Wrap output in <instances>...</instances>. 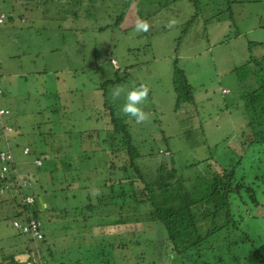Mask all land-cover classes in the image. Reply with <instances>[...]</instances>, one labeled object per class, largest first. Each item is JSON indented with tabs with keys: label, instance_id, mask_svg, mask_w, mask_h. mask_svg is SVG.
<instances>
[{
	"label": "rangeland",
	"instance_id": "obj_1",
	"mask_svg": "<svg viewBox=\"0 0 264 264\" xmlns=\"http://www.w3.org/2000/svg\"><path fill=\"white\" fill-rule=\"evenodd\" d=\"M81 1L83 5L89 3L88 0ZM117 1L96 3L99 10L95 7L92 17L82 14L80 19L72 13L66 18L58 17L56 0H48L46 5L54 8L46 12L44 3L38 4L37 0H0V8L8 10L14 18L9 21L5 12L2 27L8 34L15 33L13 39L10 34L0 40V105L10 107L12 120L17 116L21 118L19 124L23 125L26 120L29 125L32 119L40 121V128L44 129L43 135L28 132L26 139H20L17 146L12 137L9 141L18 169L27 173L18 175L23 177L20 186L29 193L23 201L30 200L31 194L45 192L39 195V201L48 211L42 209L37 213L44 222L47 237L56 245L79 242L80 235H85L86 240L92 236L89 264L103 259L112 262L110 247H99L95 243L111 241L117 247L123 234H128L126 227L129 224L114 221L120 218L117 213L111 217L102 214L105 218L95 217L93 222L90 221L98 226L92 233L89 222L77 211L75 189L82 178H88L90 187L102 182L92 179L94 176L89 169L65 172L60 169V163L55 172L49 173L46 171L48 159L36 166L40 160L34 161L39 153L34 147L35 142L42 140L51 144L56 137L51 139L47 130L52 128L54 133L60 130L83 132L81 142L85 141V144L81 150L89 149V145H95L94 149H108V142L102 143V140H109L113 124L104 107L106 101L112 106L114 115L127 124L140 154L139 165L145 167L147 173L153 169L156 180L164 178L165 183L172 186H168L166 192L172 193L171 202L177 204V198L183 197L177 183L182 182L186 188L194 181V174L207 170L196 161L213 155L220 159L215 160L222 162L221 158L228 161L233 156L234 151L229 147L238 143L240 127L246 121L243 93L256 90L263 81L253 60L261 58L264 65V0H198L197 10L190 0H138L136 8L125 13L119 23L116 19L124 5H115L120 3ZM19 3L23 5L19 6ZM195 12L199 16L190 22ZM17 14L22 17L17 18ZM138 20L147 22L146 32L136 31ZM84 27L86 31L82 30ZM17 29L24 31L20 40ZM175 66L184 72L194 97V103L184 106L182 103L177 109L172 86ZM141 83L149 89L143 104L147 119L137 123L120 109L128 89ZM117 88L121 90L120 94L113 96ZM87 131L96 137L93 141L92 138L87 141ZM250 133L245 130L246 137ZM205 140L214 143L213 147L206 148L208 142ZM25 144L30 149L28 154L22 153ZM0 148H5L2 139ZM47 149L51 150L49 146ZM169 151L173 156L171 160ZM237 154L235 151V159ZM109 156L115 155L110 153ZM172 165L178 170L176 174L169 172ZM106 172L109 176L115 172L112 179L124 178L121 172L110 169ZM77 174L80 177L75 179ZM262 177L255 183V186L258 184L260 206L251 209V205H243L238 198L231 203L236 214L244 207L252 212L245 216L243 226L255 244L264 239ZM19 188L18 185L10 188L8 184V191H0V218L4 209L13 203L12 192ZM174 195L177 198H172ZM44 216L51 219L46 222ZM13 221L0 220V249L3 245L8 250L15 247L17 241L12 238L21 237L11 227ZM138 232L137 228L131 230V233ZM8 241L10 243L6 244ZM27 245L25 241L19 242L22 249ZM132 247L134 264H150L148 239L143 238ZM235 253L241 255L240 260V250ZM12 254L23 264L38 261L27 252ZM29 256L34 261H29Z\"/></svg>",
	"mask_w": 264,
	"mask_h": 264
},
{
	"label": "trees",
	"instance_id": "obj_2",
	"mask_svg": "<svg viewBox=\"0 0 264 264\" xmlns=\"http://www.w3.org/2000/svg\"><path fill=\"white\" fill-rule=\"evenodd\" d=\"M37 1L38 4L44 3L45 12L54 8H49L46 5L48 0ZM56 1V14L58 17L66 18L72 13L71 15L80 16V19H82V14L89 18L92 17V9L98 8L96 3L102 4L105 0H88L87 5H83L81 0ZM118 1H120L119 4L113 3L124 5L123 10L116 19V22L119 23L125 13L136 8L137 3L135 4V2L138 0ZM190 1L197 10L198 0ZM22 5V3H19V6ZM2 7H5V4H2ZM14 7L15 5L11 8V13ZM5 12L8 15V20L13 21L14 18L9 15V11L0 8V13ZM198 16L199 14L195 12L191 16L190 22L195 21ZM20 17L22 16L17 14V18ZM2 23L0 24V40L5 39L10 34L12 37L15 33L10 32L8 34L2 27ZM82 30L86 31L87 28L84 27ZM17 33V38L20 40L24 31L17 29ZM110 60H113V58ZM253 61L259 67V73L263 76V81L256 87V90L243 93L246 101L244 108L246 121L240 127L241 137L239 136L236 139L238 143L232 148L229 147L234 151L233 156L228 161L221 158L222 162H218L220 161L218 156L216 158L213 155L196 161L198 165H202L208 171L194 174V181L186 188L183 187L182 182L177 183L183 192L181 200H178L176 195L172 197L177 198V204L171 202L172 193L166 192V188L171 185L166 184L164 178L158 177L156 180L153 169L150 173H147L144 171L145 167L139 165L140 154L133 144L127 124L124 123L122 118L114 115L112 106L106 101L104 107L108 110L110 121L113 124L109 140L107 138L102 140V143L108 142V149H94L92 147L95 145H89L91 144V141H89L90 143H87L89 149L81 150L85 144V141L81 142L84 138L82 137L83 132L75 131L72 133L69 130H60L54 133L52 128L47 130V135L51 139L56 137L51 144L42 140L35 142L34 147L39 150V153H36L34 161L36 159L40 160L39 165L35 164L36 166H40L42 160L46 161L48 159V169L46 171H49V173L55 172L60 163V169L62 168L65 172L72 169L80 171L89 169L92 176H94L92 179H99L98 181L102 182L90 187L87 184L88 178L86 180L82 178L79 187L75 189L77 211L83 220L89 222L88 228L92 233L94 228L98 227L96 224L90 223L95 217H111L117 213L120 218L114 221L117 223L124 221L123 224H129L126 227L129 230L128 234H123V238H120L117 247H115L116 243L111 241H98L95 243L99 247H110L112 257V262L111 259H103L96 261L95 264H134L133 243L139 244L143 238L149 240L150 264H264V239L261 243L255 244L243 226L245 216L250 215L252 212H249V208L244 207V209L238 210L239 212L236 214L237 211H233L231 208V203L236 198L241 200L240 202L247 207L251 205V209L261 205L259 203L260 199H258V184L255 186V183L262 180V176H264V165L261 164L264 162V65L261 64V58L257 57ZM172 86L175 93L174 107L176 109L182 103L183 106L194 103L192 87L188 83L184 72L177 66L174 67ZM1 93L2 88L0 87ZM0 108L8 111L0 116V139L5 143V148H0V153L10 152L12 156L11 162L8 160L9 167L7 171L3 173L5 176L0 177V191L5 193L8 191L6 183L11 185L10 188L17 186L23 180V177L19 178L18 175H27L25 171L19 170L17 167L16 155L9 142L10 138L14 139V145L17 146L20 139H26L28 132L34 131L35 134L40 133L43 135L44 129L40 128V121L36 122L32 119L29 125L26 120H23V125L19 124L21 118L15 116L16 119L12 120L13 113L10 112V107L0 105ZM195 108H197L196 103ZM246 129L251 132L249 137L245 136ZM85 136L87 141L91 138L93 141L96 138L92 136L90 131H87ZM205 141L208 142L206 148L213 147L214 143L208 140ZM22 146L23 154L30 153L28 145ZM48 146L51 150L47 149ZM24 147L28 148V151H24ZM235 151L238 153L236 159L234 157ZM110 153L115 156H109ZM168 157L170 160L173 159L170 151ZM2 165L3 162L0 160V172ZM109 169L110 171L115 170L123 173L124 178L119 179V181L116 178L112 179L115 172L109 176V172H106ZM129 170L132 172L131 177H128ZM170 170L169 172L173 174L178 172L173 165ZM209 171L212 174L209 175ZM156 173H158V169ZM79 177V174H77L75 179ZM158 183L162 184L157 185ZM24 189L25 187L21 186L19 191L12 192L11 202L13 203L10 207L4 209L0 220L5 222L17 220L22 226H25L29 224L30 219H34L39 222L43 235L40 239L34 241L30 232H21L19 228L11 225L21 237L14 236L12 238L17 243L14 245L15 247L12 246L9 250L6 245H3L4 247L0 249V264H23L14 259V254H12L14 252L32 254L33 257L38 258L36 264H89L88 252L90 251L89 246L92 245V236L86 240L85 235H80L81 240L79 242L74 241L70 245L64 244L63 246L56 245L54 240L47 237L45 229L43 230L44 222L37 213L38 211L42 212V209H46V207H43V203L39 201V195L45 194V192L37 195L31 194L35 198V202L29 204L23 201V197L29 194ZM173 194L175 193L173 192ZM46 200L47 198H45ZM45 219L48 222L51 217L46 216ZM101 225L99 224V226ZM133 228L139 229V232L131 233ZM20 241H25L29 245L22 249L19 246ZM238 250L242 254L240 260L238 257L241 255L235 253ZM31 257L29 256L28 260L34 261Z\"/></svg>",
	"mask_w": 264,
	"mask_h": 264
},
{
	"label": "clouds",
	"instance_id": "obj_3",
	"mask_svg": "<svg viewBox=\"0 0 264 264\" xmlns=\"http://www.w3.org/2000/svg\"><path fill=\"white\" fill-rule=\"evenodd\" d=\"M137 32H146L148 30L147 22L138 20L135 25ZM120 89L117 88L113 92V96H119ZM149 89L145 84L133 85L128 89L125 95V102L121 105V112L131 116L137 123H141L147 119V115L143 110V104L148 97Z\"/></svg>",
	"mask_w": 264,
	"mask_h": 264
},
{
	"label": "built area",
	"instance_id": "obj_4",
	"mask_svg": "<svg viewBox=\"0 0 264 264\" xmlns=\"http://www.w3.org/2000/svg\"><path fill=\"white\" fill-rule=\"evenodd\" d=\"M3 18L5 20V18H6L5 13H0V24L4 21ZM7 112H8L7 110L0 108V116H3ZM11 159H12V156H11L10 152L0 153V160L3 162V165L1 167L0 177H4L5 176V175H3V173L5 171H7L8 167H9L8 166V160H9V162H11L10 161ZM6 185L8 187L7 183H6ZM10 186L11 185H9V187ZM18 187H21L20 184L18 185ZM24 202L29 203V204H33L35 202V198L32 196V198H30V200L27 201L25 199ZM12 225L14 227H16V228H19L21 232H25V231L26 232H30L32 238H34V241L37 240V239H40L42 237V235H43L39 222L34 220V219H30L29 220V224L25 225V226H22L21 223L18 222L17 220H14Z\"/></svg>",
	"mask_w": 264,
	"mask_h": 264
},
{
	"label": "crops",
	"instance_id": "obj_5",
	"mask_svg": "<svg viewBox=\"0 0 264 264\" xmlns=\"http://www.w3.org/2000/svg\"><path fill=\"white\" fill-rule=\"evenodd\" d=\"M14 37V36H13ZM13 49L15 50V49H17L16 47H13Z\"/></svg>",
	"mask_w": 264,
	"mask_h": 264
}]
</instances>
